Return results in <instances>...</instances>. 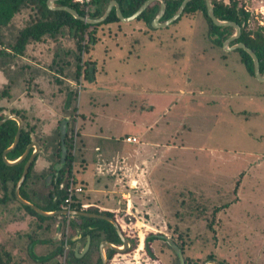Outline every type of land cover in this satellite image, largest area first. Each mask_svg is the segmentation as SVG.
<instances>
[{
  "label": "rangeland",
  "instance_id": "374dc122",
  "mask_svg": "<svg viewBox=\"0 0 264 264\" xmlns=\"http://www.w3.org/2000/svg\"><path fill=\"white\" fill-rule=\"evenodd\" d=\"M238 2L250 13L249 27L264 29V0ZM29 14L24 9L0 27V49L13 43ZM96 37L93 43L84 38L79 49L64 33L52 41L30 43L23 55L0 54V94L5 93L0 114L9 109L23 114L38 144L25 187L31 202L42 205L52 184L50 167L56 162L62 119H67L72 137L75 183L88 163L92 167L97 162V168L107 163L108 170L116 169L121 176L136 167L132 150L141 146L122 139L125 130L136 132V127H124L125 119L146 121L137 102L138 82L143 81L163 91L155 102L161 111L168 110L156 129L171 135L155 138L160 156L146 159L153 188L144 189L145 203L133 202L127 214L119 213L126 233H134L130 237L135 246L126 261V256L113 254L118 264H179L181 259L185 264L209 259L264 264V78L245 68L237 49L211 41L198 15H182L151 28L139 20L119 19L102 23ZM87 61L94 63V70H87L93 81L91 74L83 76ZM153 90H148L149 97ZM87 109L93 113L98 148L108 145L111 151L108 162L99 152L91 159L88 144L77 148L84 127L79 112ZM130 190L134 201H140L138 189ZM82 192L78 202L90 203ZM53 216L39 219L16 197L0 202L1 252L7 251L18 264H64L70 251H81L83 239L68 243L76 235L68 226L73 216ZM150 233L163 237L149 241L147 250ZM58 247L61 253L50 256Z\"/></svg>",
  "mask_w": 264,
  "mask_h": 264
},
{
  "label": "trees",
  "instance_id": "16d2710c",
  "mask_svg": "<svg viewBox=\"0 0 264 264\" xmlns=\"http://www.w3.org/2000/svg\"><path fill=\"white\" fill-rule=\"evenodd\" d=\"M111 0H90L88 3H79L74 0H55L53 2L54 6L67 5L75 9L80 15H84L90 18H97L101 16L107 7L108 3ZM119 4L120 11L123 16H129L145 0H116ZM182 0H164L165 9L163 15L160 17L159 21L166 20L171 17L176 10L178 9ZM213 7L214 15L221 20H230L234 21L240 26V34L232 43L243 42L247 47L251 48L259 61L260 72L264 71V29L262 26H256L251 28L248 25V19L250 13L239 4L238 0H210ZM160 6L159 0L152 1L148 6H146L135 18L134 20H139L145 26L151 28V21L156 15ZM28 9L30 14L25 24L17 31L13 43L8 47V49H0V54L3 55H23L27 46L30 43H42L44 41H52V39L60 37V34L63 35L67 33L69 37L75 39L77 48L81 49V41L84 38H87L88 43H93L96 37V31L102 23L118 21L114 8L111 9L107 17L98 22V23H87L81 19L75 18L68 11L63 9H51L47 6L46 0H0V27L9 25L22 10ZM182 15L186 16H200L206 23V35L210 38L211 41L217 45L221 43L230 35L234 33V28L232 26H218L215 25L209 16L206 13V4L205 0H189L183 8L181 14L177 17L178 20ZM174 20V21H176ZM91 27V31L87 29ZM237 51L241 54L240 58L243 62L245 68L251 73L253 71V61L250 55L241 48H238ZM79 60V59H78ZM94 63L92 61H87L85 63V71L83 76L88 77V73L92 75V71H87L88 69L94 70ZM90 75V76H91ZM5 95V93L0 94V99ZM76 111V109L74 108ZM16 114L22 120V128L20 131L19 139L17 144L6 153V158L9 160H14L20 156L25 150L26 146L34 140V127L33 125H26L25 118L23 114L18 113L15 110L9 109L6 113L0 114L2 118L6 114ZM82 118L80 124L83 121L82 113L79 114ZM63 120V119H62ZM61 120V121H62ZM66 123H67V119ZM60 121V122H61ZM83 124V123H82ZM81 124V125H82ZM84 125V124H83ZM17 123L14 119H7L0 125V185L3 189V196L0 198V202H5L11 198L15 199L14 188L17 180L19 179L23 165L31 153L32 149L29 150L27 156L21 161L14 164H7L2 159V151L8 147L14 138L16 132ZM58 129V142L57 148L54 152L56 157V162L51 165V176L52 184L49 185L46 195L44 196L45 202L40 205L34 202L38 207L46 211L59 210L62 209L61 202L66 195L65 187L69 180V177L74 178L71 173V160H72V137L68 134L66 129L64 135V146L66 149L65 157L63 161H60L61 157V141H60V129ZM83 127H81L82 131ZM80 131V132H81ZM79 132V134H80ZM33 163L30 164L26 177L20 186L19 194L29 200V195L27 194L25 187L31 176L33 170ZM78 183V182H77ZM62 184V186H61ZM25 211L37 216L39 219L43 220L45 218H53V215L44 216L37 213L29 205L22 204ZM88 206V205H87ZM78 202L76 197L70 205V209L89 211L99 214H104L110 216L116 220L118 223L122 234L125 237H130L133 235V231L127 232L122 224L121 220L118 218V211H113L111 209H103L101 207H87ZM91 206V205H90ZM57 216V215H56ZM63 218L66 216L60 214ZM68 226L71 228L72 232H76L80 235V239H83V245L86 241V237L90 238V245L87 251L80 257H78L75 251H70L68 257L65 260L64 264H101V258L98 250L100 241L106 240L113 244L120 245L121 240L115 230L114 225L102 218L97 217H88L84 215H74L72 219L68 221ZM129 233V234H128ZM133 237V236H132ZM157 237H163L161 233H150L145 237V249L148 248V242L153 241ZM134 239V238H133ZM135 241V240H134ZM133 241L132 247L129 249L132 251L135 246ZM67 242L72 244L74 241L72 238H68ZM125 249L124 251H116L113 249H106V258L107 262L109 260L113 264L121 263L117 257L113 256L114 253L121 254L122 257H125L128 260L127 255L131 252ZM54 253L60 254L61 248L58 247L54 252L50 253V256H53ZM210 256L209 258H211ZM223 264L222 262H220ZM0 264H18V262L13 261L11 255L6 252H1L0 250Z\"/></svg>",
  "mask_w": 264,
  "mask_h": 264
},
{
  "label": "crops",
  "instance_id": "0c3cea01",
  "mask_svg": "<svg viewBox=\"0 0 264 264\" xmlns=\"http://www.w3.org/2000/svg\"><path fill=\"white\" fill-rule=\"evenodd\" d=\"M92 77L93 78L91 81H93L95 76L92 75ZM138 84L140 90L137 91V93L139 94H137V102H140L139 110L140 113H142L143 119L146 121L142 122L140 118L136 120L125 119L124 127H136V132L133 133V131L130 132L128 130H125V137L122 139V141L127 145L138 143L141 146L140 149L136 147L132 150L134 154L137 153V157H135V161L137 162L136 167H131L130 170L125 169L124 175L121 176L122 172L116 169L110 168L108 170L106 168L107 163L104 164V168H97V162H95L96 165L92 167H90L88 163L89 169L80 171L79 175L77 176L79 180L78 183L83 188L82 191L85 195H89L91 200L90 203L86 202V204L84 205H91L92 207H101L103 209H111L115 212L118 211L119 213L127 214L133 202L138 203V205L140 203V205L143 206V204L145 203L146 193L144 189L149 190V188H153L151 186L150 170H147L148 168L145 169V163L147 157L149 156H153V158L155 157V154L156 157L160 156V151H155V147L158 148L161 147V145L157 142H154L158 141L154 139H157L161 134L165 135L166 137L171 135L170 131L156 129L158 128V123L162 118V115H166L168 107L164 108L161 111V106L157 105L155 102V97L160 96L163 92L162 90H160L161 88L158 87L157 89L156 87L154 88V86L146 85L143 81L138 82ZM149 89H154L152 91V97L148 96V94L150 93L148 91ZM132 107H134V104H132ZM89 111L90 110L87 109L86 112H82V115L84 117L82 123L84 124V127L80 132L78 138L79 144L77 142V148L82 149L83 144H88V153L90 156H92L91 159H94V155H97L98 152L105 158L111 155V151L108 149V145L102 146V148H98V144H96L97 141H95L94 139L98 136V133L92 128L95 122L93 120V113ZM79 118L82 119L81 117ZM155 125L156 127H154ZM126 137H135V141H127ZM166 146L168 145L166 144L165 147ZM108 151L110 152L108 153ZM105 162H108L107 158H105ZM134 186L138 189V191L136 190V193L140 201H134L133 195L130 194V192L132 191L130 190V188H134ZM119 215L121 214L117 215L118 218ZM73 239H80V235L76 233V235L72 237V240Z\"/></svg>",
  "mask_w": 264,
  "mask_h": 264
},
{
  "label": "water",
  "instance_id": "95a60500",
  "mask_svg": "<svg viewBox=\"0 0 264 264\" xmlns=\"http://www.w3.org/2000/svg\"><path fill=\"white\" fill-rule=\"evenodd\" d=\"M54 1L55 0H46L47 6L49 8H51V9H63L65 11H68L75 18H78V19L83 20L84 22L93 24V23H98V22L104 20L107 17V15L110 13L112 8H114L115 13H116V15H117V17L119 19L126 20V21L127 20H131V19L135 18L146 6H148L154 0H145L138 7V9L136 11H134L129 16H123L121 11H120L118 2L116 0H111L108 3L107 7L105 8L103 14L101 16L97 17V18H90V17L84 16V15H80L75 9H73L72 7L67 6V5L54 6L53 5ZM159 1H160V6H159V9H158L156 15L154 16V18L151 21V25L152 26H166L169 23H171L172 21L176 20L177 17L183 11L184 6L186 5V3L189 0H182L180 5H179V7H178V9L176 10V12L171 17H169V18H167L166 20H163V21H159V19L164 13L165 3H164V0H159ZM205 4H206V13H207L209 18L212 20V22L215 25H218V26H232L234 28V30H235L232 35H230L229 37H227L223 41V43L226 46V48H230V49L241 48L244 51H246L250 55V57L252 58L253 71H254L255 75L258 78H260V79L264 78V71L261 74L260 69H259L258 58H257L255 52L251 48L247 47L243 42H240V41L235 42L232 45H230L231 41H234L236 38H238V36L240 34V26L237 23H235L234 21L218 19L214 15L212 3H211L210 0H205ZM7 119H14L16 121V123H17V128H16V132L14 134V138H13L12 143L2 151V159H3V161L6 162L7 164L17 163V162L21 161L22 159H24L27 156L30 147L34 146V150L31 151V153L28 155V157H27V159H26V161H25V163L23 165V169H22L21 175H20L19 179L17 180V182L15 184V188H14L15 197L22 204L29 205L37 213H39L41 215H44V216L60 215V214L71 215V216L84 215V216H88V217L102 218V219H106V220L110 221L115 227V230H116V232H117V234H118V236H119V238L121 240V244L120 245H116V244H113V243H111L109 241H106V240L100 241L99 246H98V250H99V254H100V258H101V264H106V262H107V258H106V255H105V248L113 249V250H116V251H124L126 249L127 245H128V240L122 234V231H121L118 223L116 222V220L114 218H112L110 216H107V215H104V214H99V213H94V212H89V211L76 210V209H59V210L46 211V210H43L40 207H38L33 202L23 198L19 194L20 186L22 185V183H23V181H24V179L26 177V174L28 172L30 164L32 163L34 157L36 156V152L35 151L38 149V144L36 142L32 141L26 146V148L23 151V153L20 156H18L16 159H14V160L7 159L6 158V153L9 150H11L17 144L18 139H19V135H20V131H21V128H22V120L20 119L19 116H17L16 114H12V113L11 114H6L2 118H0V125ZM59 129H60V141H61V157H60V161H63L64 157H65V152H66V149H65V146H64V135H65V132H66V120L65 119H63L60 122ZM49 178H50V176L47 178V180ZM89 245H90V238H89V236H87L85 244L82 247L81 251L78 252L77 249H76V251H75V253H77L76 255L78 257L82 256L87 251ZM176 250L180 254L179 249L176 248ZM183 263H184V261L181 259V264H183ZM204 264H221V263L219 261L215 260V259H209V260L205 261Z\"/></svg>",
  "mask_w": 264,
  "mask_h": 264
},
{
  "label": "built area",
  "instance_id": "2783aa9c",
  "mask_svg": "<svg viewBox=\"0 0 264 264\" xmlns=\"http://www.w3.org/2000/svg\"><path fill=\"white\" fill-rule=\"evenodd\" d=\"M79 3H88L90 0H74ZM127 141H135V137H126ZM83 188L79 183L72 181V178L69 180L65 187L66 195L61 202L62 209H70L71 203L74 201L75 197L82 192Z\"/></svg>",
  "mask_w": 264,
  "mask_h": 264
},
{
  "label": "flooded vegetation",
  "instance_id": "af4514ba",
  "mask_svg": "<svg viewBox=\"0 0 264 264\" xmlns=\"http://www.w3.org/2000/svg\"><path fill=\"white\" fill-rule=\"evenodd\" d=\"M232 44H233V43H232ZM230 45H231V44H230ZM61 186H62V184H61ZM126 238H127V237H126ZM127 240H128V245H127L126 249L129 250V249L132 247V245H133L132 242L134 241V239H133V237H128ZM179 264H181V262H180ZM183 264H185V261H184Z\"/></svg>",
  "mask_w": 264,
  "mask_h": 264
}]
</instances>
